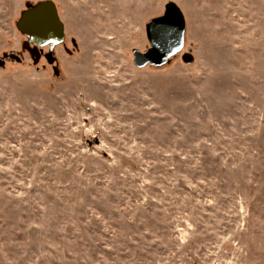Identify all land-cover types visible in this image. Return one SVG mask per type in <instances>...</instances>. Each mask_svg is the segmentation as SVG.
<instances>
[{"label":"rangeland","instance_id":"rangeland-1","mask_svg":"<svg viewBox=\"0 0 264 264\" xmlns=\"http://www.w3.org/2000/svg\"><path fill=\"white\" fill-rule=\"evenodd\" d=\"M40 1L0 0V264H264V0H173L184 49L143 68L170 0H52L54 64Z\"/></svg>","mask_w":264,"mask_h":264},{"label":"water","instance_id":"water-1","mask_svg":"<svg viewBox=\"0 0 264 264\" xmlns=\"http://www.w3.org/2000/svg\"><path fill=\"white\" fill-rule=\"evenodd\" d=\"M21 13L17 27L30 41L38 46L51 43L52 46L65 40V24L60 17L58 6L52 0H41L35 6L27 4ZM187 19L181 6L173 0L166 5L162 14L146 23L150 47L144 51L134 50V63L143 68L146 65L162 66L171 57L180 53L185 46ZM19 60L16 55L12 56ZM184 62L192 63L193 55L188 51L182 56Z\"/></svg>","mask_w":264,"mask_h":264},{"label":"flooded vegetation","instance_id":"flooded-vegetation-1","mask_svg":"<svg viewBox=\"0 0 264 264\" xmlns=\"http://www.w3.org/2000/svg\"><path fill=\"white\" fill-rule=\"evenodd\" d=\"M55 4H56V2H55ZM31 6H35V5H31ZM58 10H59V8H58ZM65 33H66V30H65ZM66 37H67V33L65 35V40H66ZM62 43L56 44L55 46H52L51 43L46 44V45H42V46H38L37 47L38 50H36V51L34 50V53L36 54V57L38 59L37 61L40 62L43 59H45L47 62H50V63L54 64L55 61H56L55 55H54L55 54V50L57 49L56 47L61 45ZM34 47H35V44L33 43V48ZM186 52H188V51H185V53Z\"/></svg>","mask_w":264,"mask_h":264}]
</instances>
